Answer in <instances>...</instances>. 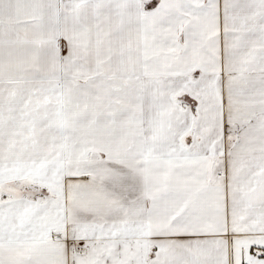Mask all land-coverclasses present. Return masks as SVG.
Returning <instances> with one entry per match:
<instances>
[{
	"label": "snow or ice",
	"instance_id": "1",
	"mask_svg": "<svg viewBox=\"0 0 264 264\" xmlns=\"http://www.w3.org/2000/svg\"><path fill=\"white\" fill-rule=\"evenodd\" d=\"M0 264H264V0H0Z\"/></svg>",
	"mask_w": 264,
	"mask_h": 264
}]
</instances>
